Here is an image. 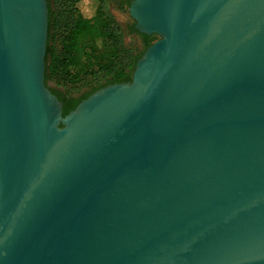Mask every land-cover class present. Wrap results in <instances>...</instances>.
Instances as JSON below:
<instances>
[{
    "label": "water",
    "instance_id": "1",
    "mask_svg": "<svg viewBox=\"0 0 264 264\" xmlns=\"http://www.w3.org/2000/svg\"><path fill=\"white\" fill-rule=\"evenodd\" d=\"M0 0V264H264V0H130L159 37L63 114Z\"/></svg>",
    "mask_w": 264,
    "mask_h": 264
},
{
    "label": "trees",
    "instance_id": "2",
    "mask_svg": "<svg viewBox=\"0 0 264 264\" xmlns=\"http://www.w3.org/2000/svg\"><path fill=\"white\" fill-rule=\"evenodd\" d=\"M47 1L48 44L45 57L47 62L45 66V82L47 83L53 77L54 70L60 64L70 65L78 63L80 59L78 50L83 46L80 43L84 39H88V44L84 47L86 49L85 55L88 67L83 70V73H86L87 69H92L95 64L108 70L103 80H97L80 93L51 86L55 92L64 97L63 114L68 113L69 110L73 109L83 98H86L96 89L110 83L131 80L137 59L142 55L146 47L153 42L155 39L154 35L149 37L147 34L140 33L135 29L134 23L129 25L128 31L140 34L144 41L142 42V50L132 58L127 69L124 65H121L123 63L119 60L120 51L122 50L121 38H119L120 28L104 13L103 0H96L94 13L89 17L85 16L78 7V3L81 0H69L66 2L69 13L67 30L65 29L63 34H61V49L56 53L49 44L55 34L56 18L51 7V0ZM121 2L129 3L128 0H122ZM117 57L118 63L116 62Z\"/></svg>",
    "mask_w": 264,
    "mask_h": 264
},
{
    "label": "rangeland",
    "instance_id": "3",
    "mask_svg": "<svg viewBox=\"0 0 264 264\" xmlns=\"http://www.w3.org/2000/svg\"><path fill=\"white\" fill-rule=\"evenodd\" d=\"M69 0H51V7L55 14V34L49 44L53 47V50L57 53L61 49V34L67 30V22L69 13L67 11V4ZM96 0H81L78 3V7L85 16H91L94 13L96 7ZM104 13L109 16L114 24H117L120 28L119 38H121L122 50L120 51V61L125 68L128 69L129 63L136 54L142 50V41L137 33H130L128 31L129 25L135 23V20L131 17L128 10L129 3L121 2V0H103ZM155 39L159 36L154 34ZM154 39V40H155ZM153 40V41H154ZM48 44V39H47ZM83 46L78 50L79 61L76 64H60L54 70V75L48 80L46 84L52 87L61 88L70 92L80 93L90 85L94 84L97 80H103L105 74L108 72L107 68L98 65H93L92 69L88 67L87 58L85 55V46L88 44V39L81 41ZM144 52V51H143ZM118 63V57L116 58ZM45 61V66H46ZM120 64V63H119Z\"/></svg>",
    "mask_w": 264,
    "mask_h": 264
},
{
    "label": "bare ground",
    "instance_id": "4",
    "mask_svg": "<svg viewBox=\"0 0 264 264\" xmlns=\"http://www.w3.org/2000/svg\"><path fill=\"white\" fill-rule=\"evenodd\" d=\"M11 11L31 63L37 66L40 37L38 0H9Z\"/></svg>",
    "mask_w": 264,
    "mask_h": 264
},
{
    "label": "flooded vegetation",
    "instance_id": "5",
    "mask_svg": "<svg viewBox=\"0 0 264 264\" xmlns=\"http://www.w3.org/2000/svg\"><path fill=\"white\" fill-rule=\"evenodd\" d=\"M122 1V0H121ZM124 1H127V0H124ZM128 1H130V0H128ZM140 33H142V32H140ZM149 37H151V36H153L154 34H147ZM137 36L140 38V40L143 42L144 40H143V37L140 35V34H137ZM48 85V84H47ZM49 86V85H48ZM49 88L51 89V91L53 92L54 90H53V88L51 87V86H49ZM53 93H55L56 95H57V97L62 101V107H63V105H64V97L63 96H61V94H58L57 92H53ZM78 95H80V94H78Z\"/></svg>",
    "mask_w": 264,
    "mask_h": 264
}]
</instances>
